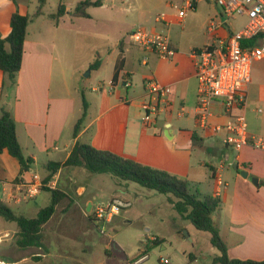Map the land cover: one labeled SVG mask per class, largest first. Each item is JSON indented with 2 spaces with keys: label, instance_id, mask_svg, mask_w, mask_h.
Listing matches in <instances>:
<instances>
[{
  "label": "crops",
  "instance_id": "0c3cea01",
  "mask_svg": "<svg viewBox=\"0 0 264 264\" xmlns=\"http://www.w3.org/2000/svg\"><path fill=\"white\" fill-rule=\"evenodd\" d=\"M15 1L19 5L20 13L29 14L25 1ZM79 2L59 1V6L63 5L65 12L58 19L50 18V15L57 13L58 10L48 14L47 18L55 21L54 27L48 29V34L40 30L39 34L32 35L29 26L24 41L23 64L17 76V85L14 87V102L8 99L7 91L1 90L4 74L0 70V112L4 108L13 115L18 139L25 156L34 160L33 165L37 164L40 157H47L45 163L48 173L40 177L41 180L49 176L51 172L49 164L66 162L78 142L91 144L98 149L112 151L125 158L169 171L187 178L193 183V189L200 194L221 199L220 209L215 212L216 217L213 218L220 226L230 258L264 260V152L250 146L240 151L226 147L223 144L224 133L212 134L209 131H202L195 118L198 81L191 51L193 48H202L214 43L216 36L206 37L211 39V42L204 46L190 48H183L180 40L171 38V45L176 54L173 58L164 60L133 44L129 37L133 29L126 31L128 42L123 32L118 31L109 47L102 49L98 46L92 47V56L86 59L84 66H81L91 70L90 77L94 72L98 74L95 78L96 84L91 87L90 93L78 90L73 92L67 84L53 87L52 80L57 63L62 75L65 77L67 74L66 68L70 63L69 48L74 47L72 42L75 35L86 34L90 37L89 35L96 34L89 28L85 31L83 28L75 27L80 19L94 18L90 11L92 7L88 10L89 17L72 15ZM200 2L204 1L197 0L195 8L199 7ZM104 6L102 0L99 7ZM129 9L131 6L127 8ZM15 10L14 0H0V37L5 38L10 34V21ZM42 16L45 17V14L33 22ZM207 20L221 24L223 20L221 9L210 5ZM224 28L227 31L231 30L229 27ZM150 30H157L156 26H152ZM219 33L226 32L219 29ZM60 36L64 38L62 41H59ZM97 60L99 66L92 68ZM120 60L119 76L113 81L115 68ZM142 65L146 66V69L140 71ZM105 67L107 76L106 80H102L100 71ZM149 79L172 87L166 110L152 126H146L142 117V103L146 99V82ZM84 99L87 101L88 111L75 136V126L84 111ZM253 101L254 94L250 87L246 109L248 128L251 133L259 134L264 131V117L258 114L257 109L251 107ZM215 110L218 117L213 119V123H226L228 117L223 115L222 109ZM181 111H184L183 115H180ZM194 135L199 139L197 144L193 142ZM61 146L63 156L57 160L55 157ZM196 147L214 154L221 161L219 166L206 161L200 164L201 168L204 166L211 170V178L214 179V190L211 194H204L199 188L202 182L207 181L209 175L192 161V150ZM227 162L228 166H225ZM33 165L30 172L21 176L19 160L8 151L0 154V200L11 208L24 204L23 211L28 213L34 210L33 207H28L34 200L35 210L39 213L42 208L37 202H40L45 190H41L34 198L26 194V186L32 182L33 175L37 174ZM235 165H238V169H235ZM241 171H246L248 177H243ZM94 175L82 167L61 166L48 184L50 188H58L67 195L58 204L56 212L59 206L67 201L64 210L72 211V216L87 217L88 212L90 214L94 207L93 201L98 196V190L93 191L91 188ZM17 178L20 180H16ZM219 178L224 185H218ZM253 178L258 179V186L253 183ZM117 199L120 198L113 194L111 201ZM51 200L46 198L44 203L48 205ZM90 204L92 206L88 210ZM128 206H131V203L124 208ZM55 214L49 221L53 220ZM0 224H4L6 231L12 228L8 225L12 223L3 219H0ZM218 255L220 252L216 253L215 257ZM190 260L198 262V257L191 254Z\"/></svg>",
  "mask_w": 264,
  "mask_h": 264
},
{
  "label": "rangeland",
  "instance_id": "374dc122",
  "mask_svg": "<svg viewBox=\"0 0 264 264\" xmlns=\"http://www.w3.org/2000/svg\"><path fill=\"white\" fill-rule=\"evenodd\" d=\"M27 6V12L33 14L37 9V0H22ZM60 0H48L44 8L45 17L37 19L30 25L29 31L39 34L40 30L49 33L48 29L54 27V20H50L49 13L57 12ZM82 1V0H74ZM185 0H103L105 6H94L90 9L94 18L92 20L80 19L76 28H87L94 35H75L69 48V66L64 77L56 64L52 86L67 84L71 91L91 92L95 85L97 73L90 77V69H84V62L92 56V47L99 49L109 47L115 34L123 32L126 42V31L135 27L156 26L157 31L165 30L170 38L180 40L183 48L200 47L211 42L206 37L211 36L209 26L213 20H207L209 6L217 4L213 0H203L199 7L188 12L187 17L179 22L177 20L178 7ZM131 6V9L127 10ZM121 8V9H119ZM219 8V7H218ZM159 17L167 18L169 25L158 23ZM225 27L238 31L247 22L245 17L231 19L229 22L223 18ZM150 26V27H148ZM64 38H59L62 41ZM70 41V40H69ZM201 48V47H200ZM194 49V48H193ZM146 69L141 66L140 71ZM102 80H106L107 67L100 71ZM252 92L254 99L251 103L253 109L264 107V59L256 61L253 65ZM8 99L15 101L14 88L7 90ZM80 103L82 98L79 95ZM63 147L57 151L55 158L60 160L63 156ZM46 156L40 157L34 166V171L44 177L48 173ZM192 161L201 169L207 171L208 179L199 185L204 194H211L214 190V179L211 170L200 167L203 161L213 165H221L220 158L204 149L196 147L192 150ZM228 166V162L224 164ZM193 184V183H192ZM196 186V185H193ZM92 190H98V196L93 201L94 206L99 203H109L112 195H117L123 202L131 206L121 209L119 214L109 223H95L90 220L92 213L84 216H72V211L65 209L67 201L63 202L57 210L53 220L43 228V248H20L16 241L19 227L16 223L8 224L12 228L6 231L4 224H0V254L12 262L0 264H163L161 259H168L170 264H211L218 249L211 244L209 232L196 229L189 220L184 219L168 201L169 197L150 190L140 184L124 181L114 175L95 174ZM194 191V189L192 188ZM51 200L52 193L44 191L40 202L41 208L48 206L44 201ZM177 200L175 197H173ZM34 200L28 207H33V212H24L23 206H12L19 215L28 218L38 216ZM216 217V213L212 214ZM105 228V229H103ZM162 237L165 241L161 244L154 243V237ZM147 254V258L139 263L135 261ZM196 255L198 262L191 261L190 255ZM186 262V263H185Z\"/></svg>",
  "mask_w": 264,
  "mask_h": 264
},
{
  "label": "built area",
  "instance_id": "2783aa9c",
  "mask_svg": "<svg viewBox=\"0 0 264 264\" xmlns=\"http://www.w3.org/2000/svg\"><path fill=\"white\" fill-rule=\"evenodd\" d=\"M222 11V17L229 22L231 19L245 17L247 22L238 31H227L225 23L211 22L209 32L216 36L214 43L202 48H194L191 57L195 60L196 78L198 81L197 123L202 131L212 134L224 133L223 144L226 147L240 151L250 146L264 152V131L256 134L248 128L246 116L248 93L252 83L253 65L264 59V0H213ZM197 0H185L178 7L177 20L182 22L188 12L195 9ZM158 23L168 25L167 18L159 17ZM219 29L225 30L220 34ZM133 44L156 54L162 59H171L176 50L171 45V38L165 30H150L145 27H135L129 33ZM257 38L250 46L243 41ZM147 95L142 103L143 121L146 126H152L160 114L168 106V97L172 93L170 85H163L155 79L146 82ZM215 109H222L228 117L224 124H214L218 117ZM258 114L264 117V107L257 108ZM184 111L180 112L183 115ZM218 185L224 183L218 179ZM44 184L38 174H34L28 184L27 196L34 198L40 193ZM121 210L115 201L99 203L90 213L95 223H109ZM105 229V228H103ZM155 240V239H154ZM146 257L135 261L139 263ZM163 264H170L168 259H161Z\"/></svg>",
  "mask_w": 264,
  "mask_h": 264
},
{
  "label": "trees",
  "instance_id": "16d2710c",
  "mask_svg": "<svg viewBox=\"0 0 264 264\" xmlns=\"http://www.w3.org/2000/svg\"><path fill=\"white\" fill-rule=\"evenodd\" d=\"M47 1L37 0L38 7L36 11L32 15H24L20 13L19 5L14 0L16 10L12 14L10 21L11 32L5 38L0 37V70L4 74L2 91L13 89L17 85V76L23 64L24 41H26L28 35V28L34 19L44 13V7ZM101 5L102 0L81 1L77 4L72 15L74 17H89L88 10L93 6L98 7ZM64 12L65 7L60 5L58 12L50 15V18L58 19ZM256 42L257 38L250 41H243V44L253 46ZM120 65L121 60L116 65L113 81L117 80L119 76ZM95 66H99L98 60L92 65V68ZM87 111L88 104L84 99V111L75 126V136H77L80 130ZM10 113L4 108L0 112V154L8 151L10 155L17 158L21 164V176H23L31 171L34 160L25 156L18 139L16 121ZM193 140L194 143L199 141L195 135L193 136ZM61 166L82 167L91 174L110 173L121 180L131 181L150 190H154L159 194L162 193L166 196L175 197L177 200L169 197L168 201L173 204L177 213L184 219L189 220L196 229L210 233L211 244L220 252V255L214 258L213 264H264V260L256 261L230 258L227 243L221 235L220 226L212 215L220 209L221 199L216 196L202 195L198 191H193L192 183L185 177L125 158L112 151L101 150L91 144L80 142L76 143L66 162L49 164L51 172L43 180V183L46 185L49 184ZM16 180L20 179L17 178ZM42 190L50 191L52 193V200L48 206L41 209L35 218H28L24 215L17 214L8 204L0 200V219L18 225L19 231L16 243L20 248H43V228L55 214L58 204L67 197L58 188L45 186ZM121 209H124V207H121ZM90 220L95 222L93 214L90 216ZM164 241V238L156 237L154 243L161 244ZM146 256L147 254L143 257ZM0 260L4 263L12 262L10 259L4 258L1 254Z\"/></svg>",
  "mask_w": 264,
  "mask_h": 264
},
{
  "label": "water",
  "instance_id": "95a60500",
  "mask_svg": "<svg viewBox=\"0 0 264 264\" xmlns=\"http://www.w3.org/2000/svg\"><path fill=\"white\" fill-rule=\"evenodd\" d=\"M235 169H238V165H235ZM241 174L243 177H248V173L246 171H241ZM252 181L256 186H258L259 183H258L257 178H253ZM115 202L118 203L121 207H124L125 205H129V203H125L120 199H117ZM91 206H92V204L89 205L88 210L91 209Z\"/></svg>",
  "mask_w": 264,
  "mask_h": 264
}]
</instances>
